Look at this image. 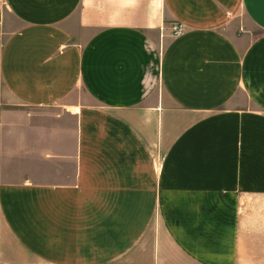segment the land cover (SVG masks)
<instances>
[{"label":"crops","instance_id":"1","mask_svg":"<svg viewBox=\"0 0 264 264\" xmlns=\"http://www.w3.org/2000/svg\"><path fill=\"white\" fill-rule=\"evenodd\" d=\"M0 264H264V0H0Z\"/></svg>","mask_w":264,"mask_h":264},{"label":"built area","instance_id":"2","mask_svg":"<svg viewBox=\"0 0 264 264\" xmlns=\"http://www.w3.org/2000/svg\"><path fill=\"white\" fill-rule=\"evenodd\" d=\"M172 32L175 37H179L184 34L185 27L180 23H176L172 26Z\"/></svg>","mask_w":264,"mask_h":264}]
</instances>
